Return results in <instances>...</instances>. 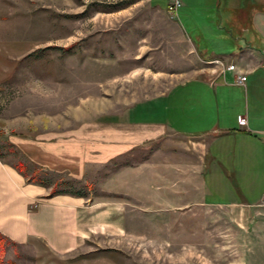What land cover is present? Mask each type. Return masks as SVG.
Masks as SVG:
<instances>
[{
  "label": "rangeland",
  "instance_id": "obj_1",
  "mask_svg": "<svg viewBox=\"0 0 264 264\" xmlns=\"http://www.w3.org/2000/svg\"><path fill=\"white\" fill-rule=\"evenodd\" d=\"M179 1L171 18L136 0H0V158L28 179L40 171L34 179L56 184L57 192H87L90 203L108 216L91 221L87 239L71 252L56 253L38 239L6 242L0 264H264V203L203 207L170 219L122 210L120 204L131 201L127 197L69 178L61 167L39 166L11 143L44 134L61 138L80 129L90 139L100 120L109 130L112 117L134 105L138 110L145 101L147 109L148 99L176 91L177 85L200 90L196 79L214 71L215 49H230L233 40L214 35L209 0H185L187 6ZM243 37L251 40L249 34ZM248 81L255 83L264 108V70ZM169 112L171 124L163 123L175 132L177 111ZM196 141L172 135L130 146L104 163L100 178L151 156L173 161L191 156ZM116 181L119 189L147 202V173H124ZM254 237L262 239L260 257L240 258Z\"/></svg>",
  "mask_w": 264,
  "mask_h": 264
},
{
  "label": "crops",
  "instance_id": "obj_2",
  "mask_svg": "<svg viewBox=\"0 0 264 264\" xmlns=\"http://www.w3.org/2000/svg\"><path fill=\"white\" fill-rule=\"evenodd\" d=\"M136 1L150 2L152 8L167 14L169 0L165 4L161 0ZM187 4L183 0V6ZM206 5L212 14L214 35L229 34L233 41L230 49H215L219 54L212 58L214 71L196 79L203 90L177 85L176 91L148 99L147 109L145 101L138 104V110L134 105L118 118L112 117L109 130H105V122L100 120L90 139L86 138L85 129H80L72 134L64 133L61 138L44 134L34 141L11 143L30 154L39 166L48 170L61 167L69 178L96 184L106 194L127 197L131 201L120 204L122 210L127 207L129 211L170 219L188 216L203 207L262 206L264 108L255 83L248 79L264 70V0H209ZM246 34L251 40L243 37ZM222 50L226 54H221ZM242 76L246 80L238 84ZM239 88L244 92L240 94ZM169 110L177 111L175 132L163 123L171 124ZM172 135L196 139V152L174 161L171 157L151 156L147 163L121 167L105 180L100 178L99 171L111 157L130 146ZM17 168L0 158V235L6 242L21 245L38 239L56 253H68L87 239L84 235L91 221L97 224L108 217L102 213L103 209L97 208L98 203H90L88 196L46 198L49 188L28 184L25 173H18ZM124 173H147V202L124 188L119 189L116 179ZM143 192L141 189L140 193ZM94 211L101 213L92 216ZM259 246L262 239H250L249 249L240 251L239 257L258 259Z\"/></svg>",
  "mask_w": 264,
  "mask_h": 264
},
{
  "label": "trees",
  "instance_id": "obj_3",
  "mask_svg": "<svg viewBox=\"0 0 264 264\" xmlns=\"http://www.w3.org/2000/svg\"><path fill=\"white\" fill-rule=\"evenodd\" d=\"M17 172L24 175V171L21 170V169L17 168ZM38 172H40V171H34L33 178H31V179H28L26 177V175H24L25 177L23 175L22 176L25 178V180H26V182L28 184H36L37 183V184H39V185H41V186H43L45 188H49L50 189V193L46 196V198H52V197H55L57 195H71V196H74V197H82V198H86L87 197V192H84L82 190H80V191H78L76 193H73V194L72 193H68V192H57V185L56 184L52 185L47 180H46L47 182H41V181H37V180L34 179V176L36 174H38ZM44 177H47L46 174H44ZM63 184H70V182L64 181ZM85 187L86 186H84L83 188L85 189ZM89 190H91V189H89ZM5 243H6V239L3 236L0 235V263L2 262V259H3L4 255H5Z\"/></svg>",
  "mask_w": 264,
  "mask_h": 264
},
{
  "label": "built area",
  "instance_id": "obj_4",
  "mask_svg": "<svg viewBox=\"0 0 264 264\" xmlns=\"http://www.w3.org/2000/svg\"><path fill=\"white\" fill-rule=\"evenodd\" d=\"M179 6H180V3L178 0H169V4H168L167 10H166L167 14L171 18H173L176 15V12H177ZM245 80H246L245 76L239 77L238 78V84H243L245 82ZM239 123L241 125H245V121H243V120H240Z\"/></svg>",
  "mask_w": 264,
  "mask_h": 264
}]
</instances>
